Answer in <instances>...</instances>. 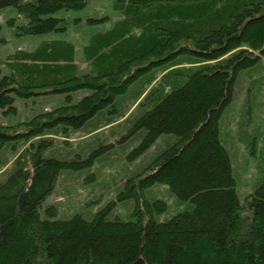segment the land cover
<instances>
[{"label":"trees","instance_id":"trees-1","mask_svg":"<svg viewBox=\"0 0 264 264\" xmlns=\"http://www.w3.org/2000/svg\"><path fill=\"white\" fill-rule=\"evenodd\" d=\"M87 3L0 0V8H15L21 21L9 24L17 36H29L64 33L80 19L55 15L82 10ZM121 10V20L91 37L86 72L71 62L74 46L57 41L43 49L40 82L2 76L0 110L5 114L16 113L15 97L56 94L64 95L65 103L21 130L0 125V154L17 140L28 142L57 128L80 130L108 107L116 113V100L138 80L189 56L208 63L167 92L159 86L146 94L164 92L136 120L133 132L144 131V136L129 160L141 157L162 135L177 141L125 184L117 201L135 200L134 220L128 222L108 220V210L90 221L80 215L57 220L55 207L42 218L41 207L61 172L90 166L95 156L62 161L45 157L52 141L31 143L0 181V264H264V182L242 204L229 154L219 140V121L233 100L239 74L264 63V0H128ZM0 43L6 39L0 37ZM61 60L70 65L59 66ZM79 91L88 94L74 102ZM158 183L191 203L192 211L157 222L155 216L166 212L167 204L148 201L146 191Z\"/></svg>","mask_w":264,"mask_h":264},{"label":"rangeland","instance_id":"rangeland-1","mask_svg":"<svg viewBox=\"0 0 264 264\" xmlns=\"http://www.w3.org/2000/svg\"><path fill=\"white\" fill-rule=\"evenodd\" d=\"M127 1L88 0L82 10L67 14L59 12L55 15L66 16L71 20L80 19L79 23H70L64 33L29 36H17L15 26L9 24L12 20L16 24L21 21L15 8H0V37L6 39L5 44L0 43V79L4 75H13L19 83H24L29 77L40 82L43 80V68H40L44 62L43 49L46 50V44L57 41H65L74 46V58L71 62L81 72H86L89 62L85 58V48L91 37L105 32L121 20L124 14L122 5L125 7ZM99 19H106V23H88L89 20ZM57 63L59 66L70 65L62 60ZM207 63L193 57L180 56L170 69H155L149 76L133 84L126 96L116 100V113L110 112L113 108L108 107L80 130L63 133L62 128H57L28 142L17 140L7 144L0 154V181L14 169L16 159L31 143H37L40 139L50 140L52 144L44 152L45 157L62 161H84L91 156H95V159L92 165L79 171L61 172L54 191L41 207L42 218L46 217L45 210L55 207L57 220H68L80 215L90 221L104 210H108V220H134L135 200L118 202L119 194L129 180L144 174L154 159L177 141L174 135H162L141 157L129 160L130 154L144 136V131L133 132L136 120L152 109L164 92L159 91L151 96L149 94V97L146 94L159 86L164 87L163 91L167 92L176 80L182 82L185 75ZM173 71L178 74L172 75ZM164 77L166 78L162 80ZM85 94L88 93H74V102ZM64 98V95L56 94L29 96L27 99L15 97L16 113L5 114L0 110V125L16 126L21 130L37 115L64 105ZM219 140L229 154L236 192L240 202L244 204L264 182L263 62L239 74L233 100L219 121ZM146 199L162 200L167 204V211L155 216L159 223L193 209L191 203L180 201L167 186L160 183L146 191Z\"/></svg>","mask_w":264,"mask_h":264}]
</instances>
